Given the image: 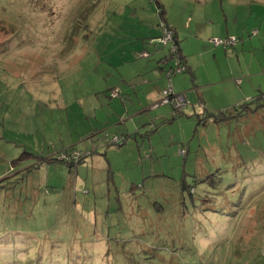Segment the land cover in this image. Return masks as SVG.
I'll return each mask as SVG.
<instances>
[{
  "label": "rangeland",
  "instance_id": "374dc122",
  "mask_svg": "<svg viewBox=\"0 0 264 264\" xmlns=\"http://www.w3.org/2000/svg\"><path fill=\"white\" fill-rule=\"evenodd\" d=\"M168 29L194 83L157 73ZM259 92L264 0H0V264H264V107L234 117Z\"/></svg>",
  "mask_w": 264,
  "mask_h": 264
},
{
  "label": "crops",
  "instance_id": "0c3cea01",
  "mask_svg": "<svg viewBox=\"0 0 264 264\" xmlns=\"http://www.w3.org/2000/svg\"><path fill=\"white\" fill-rule=\"evenodd\" d=\"M160 35V34H159ZM177 35V40H178V34H176ZM195 36H197V34L195 35ZM222 36H227V34H222ZM149 39H147V41H148ZM201 41H203V40H201ZM205 42V41H204ZM150 43V42H149ZM179 44V48H180V52H179V55H180V58H181V61L185 64V66L187 67V69L189 70L188 71V74L190 75V80H191V82L192 83H194L195 82V75H194V72H193V69L194 68H196V70L195 71H198L199 70V67L197 68L196 66H202V65H204L205 63H204V60H203V55H202V53H201V60H199V62L198 63H195L194 62V58H193V56L192 57H190L189 55L187 56V55H185L184 54V52H183V49L181 48V46H180V42H178ZM151 44V43H150ZM205 44H207V45H211L210 44V42H205ZM152 45H153V43H152ZM154 45H156V43H154ZM158 49H157V54H156V67H157V73H158V75H162L163 74V72L165 71V69H163L164 67H162L163 65H165V63H166V61H167V63L169 62L167 59H168V57H164L163 56V51L162 50H159L160 48L159 47H157ZM220 48L219 47H217V46H215L214 47V50H213V52L212 53H214L215 55L217 54V53H221V50H219ZM144 52H146V51H144ZM225 52H226V50H222V53H223V57H224V55H225ZM147 54H148V56L150 55L148 52H146ZM204 54V53H203ZM214 55V56H215ZM199 56V57H200ZM175 63H176V61H174ZM194 66V67H193ZM170 67V66H169ZM168 68V67H167ZM245 74V73H244ZM246 74H248V73H246ZM196 75H197V73H196ZM229 75H231L232 77H234V76H238V74H236L235 72H233V71H231V73L229 74ZM195 76V77H194ZM157 78H159L158 76H157ZM225 78L224 77H222V75L221 74H219L218 72H208L207 73V75H206V82L207 83H204L203 85H200L201 83H199V80H197V78H196V81H197V83L199 84V86H201L202 88H209L211 91L213 90L214 91V93H215V95L217 96V95H220V94H222L223 92H224V88H223V85H224V83H226V82H229V84L231 85V86H229V88H228V91H227V93H229V95H231V94H235V95H240V93H241V95H242V97H245V98H247L246 96L247 95H245V93L243 92V90H242V88L241 89H239L237 86H233V84H232V82H231V80L230 79H227V80H224ZM163 80V79H162ZM240 79H237L235 82L236 83H239L240 84V86L241 85H243V83L240 81ZM169 84H171V81L170 82H168V85ZM148 85V84H147ZM167 88H168V86H167ZM171 88H172V90H174L173 89V87L171 86ZM112 90V89H111ZM160 88H159V96H160ZM231 93V94H230ZM175 94V93H174ZM259 94H260V92H259ZM264 94V93H263ZM178 95H180V94H178ZM257 96V95H256ZM255 96H253V97H249L248 99H244V102H246V101H248V100H250V99H252V98H254ZM154 107H156V106H154ZM173 108V107H172ZM154 123H152V125H153ZM140 131V130H139ZM135 133H140V132H138V128H137V130L135 131ZM128 137V133L127 134H125V135H123V138L126 140V138ZM123 141V140H122Z\"/></svg>",
  "mask_w": 264,
  "mask_h": 264
},
{
  "label": "built area",
  "instance_id": "2783aa9c",
  "mask_svg": "<svg viewBox=\"0 0 264 264\" xmlns=\"http://www.w3.org/2000/svg\"><path fill=\"white\" fill-rule=\"evenodd\" d=\"M173 38H174V34H172L170 32V30H168L165 34H160V38H157V41H153V43H156L158 45H162L163 47L167 46L168 47V61L170 60H174L176 61L175 63V69H171L169 68V70L166 72V76L167 77H171L176 73L179 72H183L185 71V66H183L182 64L179 63L178 59H177V55H176V47L173 43ZM214 46H226V45H231V43H233V40H213ZM142 58H147L148 54L146 52H143L141 54ZM168 82H170L168 80ZM118 94V92L116 90L112 91V96L116 97ZM163 97L164 99L161 101L160 104L162 105H170L171 107H173L176 110H180L183 109L185 107L186 101H185V97L183 94L180 95H176L174 94L172 88L170 85H168V88L163 92ZM114 142L113 143H119L118 139L114 138ZM82 154L80 152H72L70 155L67 154H62L59 159L60 160H73L74 162H77L80 158Z\"/></svg>",
  "mask_w": 264,
  "mask_h": 264
},
{
  "label": "trees",
  "instance_id": "16d2710c",
  "mask_svg": "<svg viewBox=\"0 0 264 264\" xmlns=\"http://www.w3.org/2000/svg\"><path fill=\"white\" fill-rule=\"evenodd\" d=\"M158 8L161 9V7L159 5H158ZM168 30H170V29H168ZM158 38H160V36ZM173 43H174V45L176 47V55H177V59H178L179 63L182 64L183 66H185V64L181 61V58H180V55H179L180 48H179V45H178L179 43H178L177 35L176 34H174ZM153 45H154V43H153ZM154 46H156V47H159V46L163 47L162 45H158V44H156ZM168 56H169V54L167 55V57ZM171 69H175V68L172 67ZM185 69H186L185 71H187V72L189 71L186 66H185ZM111 91H113V90H111ZM252 105H254V106L258 107V108H260V107L263 108L264 107V94L263 93H260L259 95L255 96L254 98H252V99H250V100H248L246 102L241 103L239 105V107L240 106H244L243 108H245V109L243 110V112L237 113V115L234 116V117L241 118V117L247 116L248 114H250L251 112H253V110L251 108ZM223 113H228V111L227 110L226 111L224 110L222 112H219L217 117H216V114H211V115H213L214 117H216L215 121L217 122L220 119H223V118L224 119H227L228 118V117L226 118L225 116H223L222 115ZM122 140L124 141L125 139L123 138ZM111 144L113 145L115 143H111ZM123 144H124V142L122 144L121 143H116L115 145L117 147H119V146H121ZM72 152H80L82 154L77 162H74L73 160L66 161V160H60L59 159V157L62 154L70 155ZM91 154H92V152L82 151V150H76V149H73L72 147H70V148L65 149L64 151H61L56 158L51 159L50 161L53 162V163L65 164L68 167L72 168V167H75V166H78V165H81L82 163H84L86 157L91 156Z\"/></svg>",
  "mask_w": 264,
  "mask_h": 264
}]
</instances>
